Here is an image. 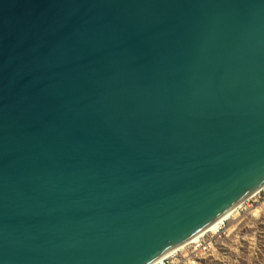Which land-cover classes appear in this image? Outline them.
Masks as SVG:
<instances>
[{
    "label": "water",
    "instance_id": "1",
    "mask_svg": "<svg viewBox=\"0 0 264 264\" xmlns=\"http://www.w3.org/2000/svg\"><path fill=\"white\" fill-rule=\"evenodd\" d=\"M264 187V0H0V264H153Z\"/></svg>",
    "mask_w": 264,
    "mask_h": 264
},
{
    "label": "rangeland",
    "instance_id": "2",
    "mask_svg": "<svg viewBox=\"0 0 264 264\" xmlns=\"http://www.w3.org/2000/svg\"><path fill=\"white\" fill-rule=\"evenodd\" d=\"M220 225L218 233L205 235L212 242L209 248L193 257L190 255L186 264H264V189L211 229Z\"/></svg>",
    "mask_w": 264,
    "mask_h": 264
},
{
    "label": "built area",
    "instance_id": "3",
    "mask_svg": "<svg viewBox=\"0 0 264 264\" xmlns=\"http://www.w3.org/2000/svg\"><path fill=\"white\" fill-rule=\"evenodd\" d=\"M205 235L201 237V241L191 243L185 249L181 248L175 251L170 257L159 261L157 264H186L187 259L190 260V255L193 257L194 254L202 253L211 245L210 241H207L205 238ZM189 250L191 254H188Z\"/></svg>",
    "mask_w": 264,
    "mask_h": 264
},
{
    "label": "bare ground",
    "instance_id": "4",
    "mask_svg": "<svg viewBox=\"0 0 264 264\" xmlns=\"http://www.w3.org/2000/svg\"><path fill=\"white\" fill-rule=\"evenodd\" d=\"M264 187L262 189H259L257 190L253 195H255L256 193H259L261 190H263ZM252 195V196H253ZM245 201V200H244ZM244 201L240 202L238 205L234 206L233 208H231L230 210H228L226 213H224L221 217H219L218 219H216L214 222H212L210 225H208L205 229H203L202 231H200L199 233H197L195 236H193L189 241H187L186 243L178 246L177 248H174L172 249L171 251H169L167 254H165L163 257L159 258L156 262H154L153 264H157L159 261H162L164 260L165 258H168L170 257L175 251L183 248L185 249L189 244L191 243H195V242H198V241H201V236H203V233L204 235L208 232H213L214 234L218 233L219 232V229L221 227V225L212 230L211 228L214 227L217 223H219V221H221L223 218H225L226 216H228L232 211H234L236 208H238ZM210 229V230H209ZM209 230V231H208ZM217 230V231H216ZM210 241V239L208 240ZM212 244V242H211ZM198 254H201V253H198Z\"/></svg>",
    "mask_w": 264,
    "mask_h": 264
}]
</instances>
